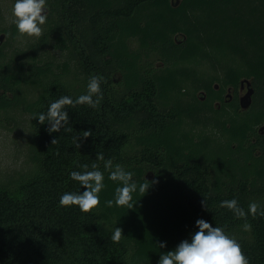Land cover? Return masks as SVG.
Masks as SVG:
<instances>
[{
    "label": "trees",
    "instance_id": "obj_1",
    "mask_svg": "<svg viewBox=\"0 0 264 264\" xmlns=\"http://www.w3.org/2000/svg\"><path fill=\"white\" fill-rule=\"evenodd\" d=\"M46 2L43 35L26 50L7 57L18 31L2 29L0 115H27L31 167L0 183V264H158L191 241L198 219L224 228L249 264H264V216L249 213L244 231L245 219L220 207L236 199L246 213L252 202L264 209V0ZM48 48L57 64L43 58ZM93 75L103 77L98 108L65 106L69 121L53 133L33 118L86 94ZM242 79L253 89L243 110ZM107 160L133 173L132 209L106 205L122 186ZM93 163L104 175L100 205L60 206L64 193L86 190L70 173ZM145 180L158 183L143 195Z\"/></svg>",
    "mask_w": 264,
    "mask_h": 264
},
{
    "label": "clouds",
    "instance_id": "obj_2",
    "mask_svg": "<svg viewBox=\"0 0 264 264\" xmlns=\"http://www.w3.org/2000/svg\"><path fill=\"white\" fill-rule=\"evenodd\" d=\"M47 2L46 0H15L12 6V23L15 24L19 36L36 37L43 35L42 25L47 21ZM103 81L102 76L93 75L90 77L86 94H82L73 100L71 97L63 96L52 102L46 113L34 114L33 118H37L40 124L46 121L50 125L47 129L49 133L59 132L64 124L69 121V114L65 111V106L75 107L76 105L87 104L92 108H98L103 98L100 84ZM93 97H96L93 99ZM32 118V119H33ZM93 135L91 130L84 131L83 137L87 138ZM58 142L53 139L52 144ZM78 148L80 144L76 145ZM97 159L103 161L104 156L97 154ZM84 169L83 172L72 171L70 178L78 181L79 184L86 189L82 193H64L59 200L62 207L76 205L79 210L84 213L91 212L100 205L99 193L105 187L104 175L98 170V165L93 163L91 171L87 170L88 165H78ZM106 169H113L111 160L105 162ZM133 173L127 172L124 168L117 164L114 170L110 171L109 179L119 181L122 186L115 189V197L113 200L106 201L108 207L116 206L127 207L132 209V194L138 190L137 183L132 179ZM151 183H158L157 180L147 181L139 185V191L143 195L148 190ZM204 207L207 208L206 201H202ZM220 207L231 210L237 218L245 219L242 228L244 231H250L251 225L247 222V215L250 213L254 218L257 214L264 216V209L256 202L249 204L248 213L239 206L236 199L222 201ZM198 231L191 235V241H181L174 250L161 254L158 264H249L247 256L244 254L240 243L232 236H229L224 228L213 227L210 223L203 219L196 221ZM123 237V229L115 227L111 239L113 242L119 243ZM165 243H160L159 247H165Z\"/></svg>",
    "mask_w": 264,
    "mask_h": 264
},
{
    "label": "rangeland",
    "instance_id": "obj_3",
    "mask_svg": "<svg viewBox=\"0 0 264 264\" xmlns=\"http://www.w3.org/2000/svg\"><path fill=\"white\" fill-rule=\"evenodd\" d=\"M14 2L15 0H0V34L5 35V33L2 32V29L8 28L11 24H13L11 22L13 19L11 10ZM5 38L6 35L3 42L5 41ZM36 39V37H21L18 34L8 41L4 52L7 54V57H10L17 51L26 50L28 45L33 43ZM43 58L52 60L55 64H57L60 60L58 52L53 51L50 48L45 51ZM56 72L58 73V70ZM119 78L120 76L118 73L113 74L114 80H118ZM243 80L247 79H242L241 81ZM246 93V84H243L242 88L240 85L237 92L238 102L246 95ZM226 95L232 97L233 92L228 90ZM27 120V115L22 114L19 111L10 110L8 112H1L0 183L4 184L8 182L11 178L17 176L18 173L28 172L31 167V163L28 159V140L30 133Z\"/></svg>",
    "mask_w": 264,
    "mask_h": 264
},
{
    "label": "water",
    "instance_id": "obj_4",
    "mask_svg": "<svg viewBox=\"0 0 264 264\" xmlns=\"http://www.w3.org/2000/svg\"><path fill=\"white\" fill-rule=\"evenodd\" d=\"M4 37H5L4 34H0V45L2 44ZM243 84H246V86H247V93L243 98L240 99L239 103H240V106L242 109H246L250 105L251 96L253 94V89H252L250 82L248 80L241 81V88H242Z\"/></svg>",
    "mask_w": 264,
    "mask_h": 264
}]
</instances>
